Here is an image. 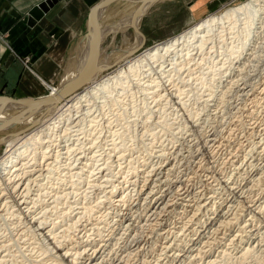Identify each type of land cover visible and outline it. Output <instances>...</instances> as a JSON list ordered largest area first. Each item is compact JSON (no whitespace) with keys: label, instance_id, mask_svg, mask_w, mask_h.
I'll list each match as a JSON object with an SVG mask.
<instances>
[{"label":"rangeland","instance_id":"obj_1","mask_svg":"<svg viewBox=\"0 0 264 264\" xmlns=\"http://www.w3.org/2000/svg\"><path fill=\"white\" fill-rule=\"evenodd\" d=\"M181 1L143 14L137 26L130 22L137 3L113 6L115 17L99 32L100 46L106 38L114 54L97 50L92 77L115 74L145 49L247 0H196L195 12ZM260 6L249 31L243 23L226 27L191 69H176L173 82L161 76L166 96L134 86L128 104L102 107L99 99L115 98L102 93L90 97L92 115L88 106L74 111L73 122L53 136L63 152L55 161L60 169L45 167L30 189L21 184L8 204L14 208L3 205L12 197L0 198V264H82L101 245V264H264V0ZM170 19L180 20L179 29L168 30ZM44 112L0 114V142L32 131ZM56 248L69 250L66 259Z\"/></svg>","mask_w":264,"mask_h":264},{"label":"bare ground","instance_id":"obj_2","mask_svg":"<svg viewBox=\"0 0 264 264\" xmlns=\"http://www.w3.org/2000/svg\"><path fill=\"white\" fill-rule=\"evenodd\" d=\"M152 1H156V0H147L144 2L145 5L143 6V9L141 10V14H143L144 10L148 7L146 5L148 3L150 4V2H152ZM261 1L262 0H247L246 2H243L237 6L226 8L225 10H223L220 13L210 14L209 16H207L206 18L202 19L201 21L195 23L193 26L184 30L180 34H177V35H175L171 38H168V39H166L160 43H157V44L145 49L139 55L134 56L132 58H129L130 60H127V62L124 65L120 66L116 70L115 74H110V75H107L103 78L101 77L102 79H100V80H97V78L92 77V74L95 70V65H96V58H95L94 69H93V71H89L87 74L84 75L83 79H85V81H81L80 87L74 93H72L71 95H69L67 97H63L62 96L63 91L66 89L68 84L71 81H73L75 79V77L80 73V71H82V69L85 67V66L82 67V65L84 63L87 64V62L89 60V57L91 54V53H89V51L92 48L91 44H93V42L95 41V33L93 32L94 35L92 36V38H90L88 40L89 45H88V48H86V53H85L83 63L81 64L80 68L78 69L75 77L69 83H67L64 87H62L61 89L55 84L46 83V85L48 86V92H47V94H48L47 96L49 98L48 101L55 100L54 105H47V104L37 105L34 103L20 104V102H18V103L12 102L10 98L0 97V113H2V114L6 113V111H10L13 109H21L24 107H34V108L45 109V112L41 115L40 119L37 121H34L33 125H38V123L41 121V119H43V121L40 122L41 124H39L37 127H35L32 131H30L29 133H27L25 135H19V136H17V135L21 132L12 133L5 141L0 142V144L6 143L5 145L7 146L5 149V153L0 158V198L2 197V199L6 200V198L10 199L12 197V199L10 201H5L4 204L3 203L2 204L7 207L8 204H10V202L15 201V199L17 198V196H15V190H17V188L21 184H24L26 186L23 189V190H25L31 183H33V182H35V180H37L38 177L34 178L35 177L34 175L38 172H41V171L43 173L45 167L49 168L50 166H52V167L54 166L56 170L60 169V166H57V162H55V161H58V159L60 158V154H62L63 152L59 151L57 149L59 146L58 145L59 143L58 144L56 143V145H55V143H53L55 141L54 137H53L55 134V131L59 130V128L64 126L68 121L73 122L72 117L75 115L73 112L77 111L76 113L78 114L80 112V111H78V109H80L81 107L88 106L86 108V110H87L86 114H87V116L92 115L93 114V112H92L93 111V108H92L93 107V101L90 98V97H92V95H95L97 97L99 94L104 93L103 95L106 94L107 96L115 97L114 99L112 98V100L99 99L100 101H98V103L102 107H104L105 105H109V104H107L109 101L112 102V104H114V105L118 104L119 101L123 104L127 103L126 100L130 101L136 95L137 90L135 92V91H133L135 89H132L134 86H138L140 89L147 90L150 93V95L152 94V96H154V97L155 96H157V97L163 96L164 97L165 94L160 92V88H162L163 87L162 85L165 84V82H163L160 79L161 76H164L167 79V81L173 82L174 81L172 79L173 72L176 71V69H178L179 67H181V68L185 67V69H189L190 68L189 65L192 66L191 63L193 62V60L195 58H197L196 56L198 54H202L206 49H209V47H210L209 45L211 43L216 42V41H214V38H215L214 36L220 37L222 40V37H224L223 35H225L224 33H226L225 31H227L225 29L226 27H230V28L234 29V27L239 26L238 23H241V24L243 23V24H245L244 29L246 31H249L250 28L254 24L253 22L255 21V18L257 17L256 13L260 9L259 6L261 5ZM141 14L139 12L138 14L134 15L133 19L131 17L130 18L131 24L133 23V25L137 26L139 24L140 19H141L140 18L142 16ZM242 26H241V28H242ZM248 28H249V30H248ZM110 31H112V30H110ZM215 31L217 33H215ZM243 32H245V31H243ZM108 33H109V31H107V35H108ZM247 37L248 36H246V40H247ZM102 38L103 37H101V40H102ZM219 43H220V41H219ZM245 45H246V43H245ZM211 47H212V45H211ZM193 55H194V57H193ZM237 57H238V55H237ZM194 62H195V60H194ZM86 64H84V65H86ZM100 71H101V69L99 71H97L96 75H98V73ZM88 84H91V85L87 87L86 85H88ZM161 90H164V89L162 88ZM176 94H177V92H176ZM95 96L92 98H96ZM118 96L122 97L121 99L123 101L119 100L120 98L118 99ZM102 97L106 99V97H104V96H101V95L99 96V98H102ZM23 98H27V97H23ZM34 99H38V98H34ZM68 99H70V100H68ZM96 99H98V98H96ZM110 105H111V103H110ZM94 107H95V105H94ZM105 108H106V106H105ZM117 108L119 109V107H117ZM83 110H85V109H83ZM81 113H79V114L81 115ZM52 114H54V115H52ZM83 114H85V113H83ZM5 115H7V114H5ZM50 115H52V116H50ZM78 117H79V115H78ZM94 117H96V116H94ZM92 121H93V119H92ZM94 121H95V119H94ZM69 130L70 129H68L67 131H64V132H69ZM68 134H66V135L68 136ZM73 134L74 133H72V135ZM55 137H57V136L55 135ZM69 140H71V139H69ZM63 141H61V142L59 141L60 144ZM66 142L67 143H65V144H68V140H66ZM69 144H68V146H69ZM75 145H77V144H75ZM64 146L65 145H63V147ZM71 147H73V146H71ZM71 147H68V150L69 149L70 150L66 151L68 154H72L71 151H73V150ZM202 147L204 148V146H202ZM52 148H56V149L53 150ZM75 149H76V147H75ZM52 152H54V153L52 154ZM52 157H55L56 159H53L54 161L50 162L49 159ZM53 162H55L56 164L53 165ZM66 162H68V161H66ZM69 164H73V163H69ZM69 166L71 168V165H69ZM82 169H84V168H82ZM39 176H41V173ZM42 180H43V178H42ZM22 186L20 188H22ZM28 189H30V186ZM234 190H235V188H232L233 192H234ZM16 192L18 193V192H20V190H18ZM26 192H28V190H26ZM27 194H25V195H27ZM18 195L20 196V193ZM25 198H26V196H25ZM161 200H162V198H161ZM16 203H17V200H16ZM26 203H27V201H26ZM9 206L11 208H14L15 203H11V205H9ZM50 230H52V229H50ZM53 231H52V233H53ZM49 235H50V233H49ZM54 235H55V233H54ZM53 241L55 242L56 240L54 239ZM101 246L103 247V245H101ZM104 246H105V244H104ZM102 247L99 250L94 249L92 251H88V252H90L89 254L85 253L88 256V258L86 259L87 261L82 263V264H101V262L99 261L100 256L98 254H100L102 252ZM103 248H105V247H103ZM56 250H58V249L56 248ZM61 250L62 249L58 250V251H60V256L63 259L64 258L66 259V254L69 253V250H67V252L64 254H63V252L61 253ZM82 252L84 253V251H82ZM82 252L80 253L81 255H82ZM105 258H103V259H105ZM103 259H101V260H103ZM75 262H77V261H75ZM103 262H104V260H103Z\"/></svg>","mask_w":264,"mask_h":264},{"label":"crops","instance_id":"obj_3","mask_svg":"<svg viewBox=\"0 0 264 264\" xmlns=\"http://www.w3.org/2000/svg\"><path fill=\"white\" fill-rule=\"evenodd\" d=\"M44 1L0 0V96L43 97L48 92L46 83H58L64 87L75 77L83 63L88 40L95 33L92 9L102 0H58L48 11L39 10L34 17L33 9ZM122 2L137 3L133 14L145 5L144 0H117L110 3L98 13V29L103 30L101 24L115 17L111 10ZM175 2L178 4L175 5ZM181 2L184 7L195 12L196 0ZM148 4L144 16L158 13L160 9L169 6L179 8L180 0H156ZM125 14H121L118 21ZM166 24L168 30L173 32L179 29L180 20L170 19ZM108 34L107 38H115L117 35L116 32ZM105 39L99 53L114 54V47L105 46ZM91 47L89 53H92L93 44ZM26 57L30 60V69L25 65ZM15 110L18 109L0 114L4 117L5 114H13Z\"/></svg>","mask_w":264,"mask_h":264},{"label":"water","instance_id":"obj_4","mask_svg":"<svg viewBox=\"0 0 264 264\" xmlns=\"http://www.w3.org/2000/svg\"><path fill=\"white\" fill-rule=\"evenodd\" d=\"M58 0H45L44 2L40 3L38 6L35 7V9H33L32 11V15L34 17H36V13L41 10L42 12H46L49 10V7L53 6ZM117 1V0H102L100 3H98L97 5H95L92 9V18H93V23L95 26V41L93 42V49H92V53L89 57V60L87 62V64L85 65V67L82 69V71H80V73L75 77V79L73 81H71L68 86L66 87V89L63 91L62 96L63 97H67L69 95H71L72 93H74L81 84V81H85V79H83L84 75L87 74L89 71H93L94 69V60L97 57V49H99L100 47V43H101V37H102V31L99 32V25H98V13L101 10V8L109 5L110 3ZM132 1V0H129ZM147 1V0H144ZM142 8H139L138 10H140V14H141V10ZM138 10L134 13V15L138 12ZM135 27V26H134ZM137 29V27H135ZM48 95V94H47ZM43 96L41 98L38 99H34V98H14V97H7V96H0V97H7L10 98L12 102H20V104H28V103H34L37 105L40 104H47V105H54L55 104V100L53 101H48V96ZM51 107V106H50ZM49 107V108H50Z\"/></svg>","mask_w":264,"mask_h":264}]
</instances>
